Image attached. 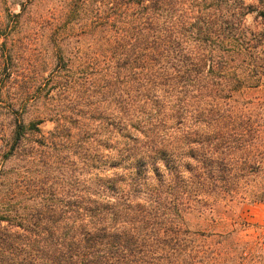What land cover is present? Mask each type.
<instances>
[{"label": "trees", "instance_id": "trees-1", "mask_svg": "<svg viewBox=\"0 0 264 264\" xmlns=\"http://www.w3.org/2000/svg\"><path fill=\"white\" fill-rule=\"evenodd\" d=\"M251 1L70 0L61 25L36 0L0 14V264H264V231L242 240L240 217L189 224L264 203V123L240 100L264 85ZM53 27L56 63L23 58L25 35Z\"/></svg>", "mask_w": 264, "mask_h": 264}, {"label": "rangeland", "instance_id": "rangeland-1", "mask_svg": "<svg viewBox=\"0 0 264 264\" xmlns=\"http://www.w3.org/2000/svg\"><path fill=\"white\" fill-rule=\"evenodd\" d=\"M37 4L32 8L33 13L44 15L45 25L49 24L55 20L59 21L61 25V20H63V15H65L67 8L66 4L70 0H36ZM31 2V0H2L0 2V14L5 12H11L13 14H19L21 12V7L24 4ZM248 3H252L251 0H248ZM246 24L248 26L254 27L256 25L255 16L248 15L246 18ZM56 27H53L52 31L47 30L45 33V40L32 42V39L29 37V34H26L25 37V52L23 58L27 60H33L34 62L46 61L53 65L56 63L55 60V49L54 41L57 35L64 36L62 31H55ZM80 31L78 26L73 30H70L64 48H68L69 51L77 53L79 49H84L87 46L89 41H85L84 38H80ZM34 31L32 32V35ZM40 50L38 51V47ZM46 48L47 53L41 55V49ZM242 102L251 101V109L249 110L254 114L256 120H260V123H264V85H261L258 88L252 89L245 92V94L240 98ZM54 123L45 122L41 125L42 130L47 133L52 130ZM22 167L20 163H14V168H12L11 174L15 175L18 173L19 168ZM22 171V170H21ZM232 208L229 210L226 207L225 202L219 203L216 209H207L202 216H191L190 217V227L192 230H201V231H232V218L240 217L241 219L247 221L250 226H246L242 231L238 233L239 238L242 240H250L254 238L260 231H264V203H242V204H233ZM228 210V211H227ZM241 221V220H240ZM219 222V223H218ZM261 227V228H258Z\"/></svg>", "mask_w": 264, "mask_h": 264}]
</instances>
